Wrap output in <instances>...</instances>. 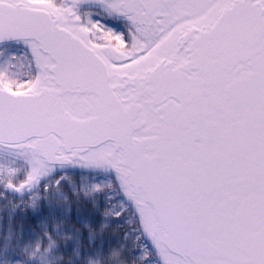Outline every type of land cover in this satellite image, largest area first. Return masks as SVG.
Wrapping results in <instances>:
<instances>
[{"label": "snow or ice", "instance_id": "6c2138e0", "mask_svg": "<svg viewBox=\"0 0 264 264\" xmlns=\"http://www.w3.org/2000/svg\"><path fill=\"white\" fill-rule=\"evenodd\" d=\"M0 213V264H264V0H0Z\"/></svg>", "mask_w": 264, "mask_h": 264}, {"label": "trees", "instance_id": "16d2710c", "mask_svg": "<svg viewBox=\"0 0 264 264\" xmlns=\"http://www.w3.org/2000/svg\"><path fill=\"white\" fill-rule=\"evenodd\" d=\"M68 179H69V180H71V179H72V177H71V176H69V177H68ZM2 215H3V214H2V213H0V218H2ZM16 222L19 224V223H20V218H17V221H16Z\"/></svg>", "mask_w": 264, "mask_h": 264}]
</instances>
